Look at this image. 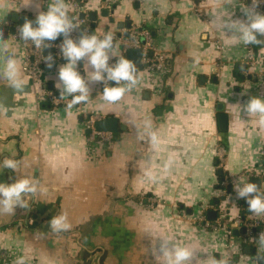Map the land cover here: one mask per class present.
<instances>
[{
	"label": "crops",
	"instance_id": "obj_1",
	"mask_svg": "<svg viewBox=\"0 0 264 264\" xmlns=\"http://www.w3.org/2000/svg\"><path fill=\"white\" fill-rule=\"evenodd\" d=\"M30 3L0 0V27L16 26L17 30L19 23L12 21L13 15L34 21L38 9ZM37 3L39 10L47 11L49 0ZM67 3L71 15L72 6L69 0ZM243 3L247 4L237 0V4ZM110 6L105 8L112 11ZM103 9L102 0H86L82 13H98L97 34L111 31L118 55L124 53V42L129 40L126 33L149 30L154 46L167 58L162 91L153 93L149 72L137 67L139 83L119 103H105L99 97L104 85L97 83L91 85L89 103L73 108L69 115L65 106L45 104L37 98L44 91L60 96L55 85L61 64L33 80L22 70V43L9 34L25 89L16 93L0 80V162L5 157L19 161V172L0 168V183L10 184L24 175L46 191L35 199L26 197L29 210L17 208L13 214L0 215V262L14 264L17 257L24 256L26 264H155L148 250L151 240L145 234L152 228L154 236L193 245L217 259L222 256L233 264H257L258 247H252L256 256L245 254V247L230 250L222 233L206 230L194 221L196 206L213 203L219 196V176L231 178L233 190L240 177L245 182H250L248 174L264 178V130L240 113V105L256 95L257 80L249 77L263 64L246 67L249 45H225L224 33L208 23L214 9L233 11V18L243 19L244 14L239 7L225 8L223 0H121L108 18L101 17ZM216 43L223 49L217 50ZM253 46L258 56H264L260 45ZM196 55L198 65L193 64ZM78 71L86 76L84 66H78ZM92 112L118 118L125 130L114 134L110 144L91 143L85 126ZM220 114L227 116L226 132L220 130ZM130 117L137 122L150 120L159 133L161 146L152 165L156 181L138 175L150 149L136 140L134 127L125 122ZM219 144L226 150L221 168L216 158ZM169 154L174 155L175 164L163 173ZM145 196L155 198L157 206H144ZM241 200L234 192L214 204L235 217L241 213ZM62 210L68 213L72 228L56 234L48 221ZM260 254L264 255V249ZM197 255L204 260L209 254L198 251Z\"/></svg>",
	"mask_w": 264,
	"mask_h": 264
},
{
	"label": "clouds",
	"instance_id": "obj_2",
	"mask_svg": "<svg viewBox=\"0 0 264 264\" xmlns=\"http://www.w3.org/2000/svg\"><path fill=\"white\" fill-rule=\"evenodd\" d=\"M34 3L38 9L35 21L26 19L23 25L17 28V32L20 40L26 44L31 42L35 49L51 48L52 44L46 41H56L58 37H64L59 49L60 55L67 62L58 67L55 87L60 92V100H64L66 96L71 97L65 104L66 113L71 115L73 108L89 103L93 84L103 83V92L99 97L110 105L119 103L138 85L139 74L136 64L124 55L117 54V44L114 42L115 37L111 31L100 36L97 32L89 34L88 30L84 29L79 38L74 39L71 33L79 29L80 25L77 19L70 15L67 0H49L47 11L39 10L37 0H31L30 4ZM223 3L227 9L239 7L245 17L233 18V11L227 13L220 9H214L209 14L208 23L217 30H221L226 37L223 43L231 46L242 42L246 46L260 45V49H264V13L258 10L264 4V0H251L250 4H237V0H223ZM3 35V31L0 30V55L3 56L0 80L6 81L14 92L23 93L25 81L20 74L16 53ZM113 57L118 59L114 64H110L109 61ZM43 59L49 68L53 67L54 57L51 53ZM81 61L84 62L86 76L78 71ZM199 63V56H193V64ZM110 82H115V86ZM240 106V113L243 112L250 118L247 122L264 130V96L253 95ZM125 122L130 127H134L136 140L147 143L150 149L138 175L147 180L156 181L157 177L153 173L152 165L161 146L158 131L148 119L137 122L130 117ZM174 164L175 157L169 154L167 160L163 162L162 172H170ZM0 168L19 172V161L5 157L0 162ZM45 191L46 189L38 181L24 175H19L13 183H0V215L13 214L17 208L29 210L30 204L26 197L30 195L35 199L38 194ZM234 192L237 199L246 200L249 213L256 217L264 216V185L258 186L256 183L245 182L243 177H240L239 181L234 182ZM48 226L56 234L69 232L72 228L68 213L63 210L48 221ZM145 234L151 240L148 250L154 257L155 264H229V261L222 256L217 259L211 253L201 251L193 245L174 241L171 237L164 235L154 236L152 228H147ZM255 243L259 252L257 264H260L264 262V255L260 254V250L264 249V232L259 234ZM198 251L208 253L207 259L201 260L197 255ZM14 264H26V258L19 256Z\"/></svg>",
	"mask_w": 264,
	"mask_h": 264
},
{
	"label": "built area",
	"instance_id": "obj_3",
	"mask_svg": "<svg viewBox=\"0 0 264 264\" xmlns=\"http://www.w3.org/2000/svg\"><path fill=\"white\" fill-rule=\"evenodd\" d=\"M72 6L71 16L75 17L80 25L79 29L74 30L71 33L72 38L78 39L80 33L87 29L88 33L91 34L92 28L89 25L87 17L81 19L82 9L86 0H69ZM247 4L251 3V0H244ZM107 5H111V0H107ZM83 4V6H82ZM260 12L264 13V4L258 9ZM86 13V12H84ZM87 14V13H86ZM143 37L145 42L142 43L140 38ZM14 40L21 42L25 50V58L23 61V72L32 78L33 80H39L43 74L48 72L49 68L44 61V50L45 49H35L31 42L27 44L20 40V36L16 30L13 35ZM64 37H58L56 41H46V43L52 44L51 49H54L55 56L54 61H58L63 57L60 55L59 45L62 43ZM123 52L126 53L129 49H139L142 51L143 57L141 60V66L143 69L147 70L150 74V88L153 93H161L164 83V74L167 67V58L161 53L153 44L152 36L149 30H137L133 29L130 33L129 40L124 42ZM217 50H222L223 47L220 43H216ZM113 62L112 64H114ZM258 63H262V69L255 75H250L256 78L257 87L255 90L256 95L264 96V56H258L253 45L247 47V54L244 58V64L248 68H256ZM111 84L113 82H110ZM59 95L54 92L44 91V93L37 95V98L42 103H50L56 107L65 106V104L71 99L67 97L64 100L59 99ZM79 106V105H78ZM104 117L96 113H89L86 121V130L89 131V141L91 143L99 142L102 144H110L114 139L113 133L98 132L95 129V123L97 121L103 120ZM226 150L224 147L218 145L216 149V158L219 162V167L224 165ZM246 176V175H245ZM248 180L253 178V174H248L246 176ZM232 184L231 178L225 179L221 183L219 192V197L227 196L226 189ZM148 200V202H145ZM242 201H245L243 199ZM144 206L148 208H154L157 205V200L152 196L142 199ZM216 212L217 217L215 221H210L208 218L209 212ZM194 221L202 226L206 230L217 231L225 236L226 244L228 249L233 250L237 248H244L247 246L257 247L255 240L258 239L259 234L264 232V217L251 219L250 217L243 218L241 214L235 217H230L229 210L227 208H220L213 203H207L201 206L198 215L195 217ZM34 221H29L33 224ZM238 232V235L235 234ZM0 264H9L5 262H0Z\"/></svg>",
	"mask_w": 264,
	"mask_h": 264
},
{
	"label": "water",
	"instance_id": "obj_4",
	"mask_svg": "<svg viewBox=\"0 0 264 264\" xmlns=\"http://www.w3.org/2000/svg\"><path fill=\"white\" fill-rule=\"evenodd\" d=\"M78 1H80V0H78ZM120 1L121 0H111V4H112V6H110V8L112 9V11H111L109 8L108 9L105 8L107 6V3H106L107 0H102V7L104 9L102 10V12L100 14L101 17L108 18L109 16L113 15L115 13V10L117 9L118 5L120 4ZM82 6H83V4H82ZM136 6H139L138 2L136 3ZM86 17H88L89 23L93 24L92 25L93 27H92L91 34L92 33H96L97 30L95 28H96L97 19H98V13L96 11H92V12H90L88 14H86V13H82L81 14V19H85ZM26 19L31 20V18L28 17V16H19V15H13L12 16V21L16 22L17 24L19 23L17 26L23 25V23L25 22ZM112 21H114L113 18H111V22ZM119 25H120V27H123V24H119ZM34 26H35V24H34ZM127 28H128V30L131 29V24L130 23L127 24ZM0 30L3 31V34H4L3 38L6 40L8 38V36H9V34L14 35L16 33V26L15 27H11V28L3 26V27H0ZM126 36L129 37L130 33L129 32L126 33ZM114 42L117 44L116 40ZM49 53H51L53 55V57L55 56L54 49L47 48L43 52L44 57L47 56ZM122 55H124L127 59H130L131 61H133L136 64V67H140L141 69H143L142 66H141V60H142V57H143V54H142L141 50H139V49H129L126 53H123ZM117 59H116V61H117ZM66 62L67 61L64 58H62V59H60L58 61H54L53 65L57 66L58 64H63V63H66ZM78 66H79V68L82 69L83 63H79ZM249 78H252V76H250ZM112 85L115 86V82H113ZM50 88H52V87L50 86ZM219 109L221 110V107ZM218 121H219L220 130L222 132H226L227 131V116L223 115V114H220L219 117H218ZM95 129L98 132L118 134L120 131L125 130V126L120 125V121H119L118 118H116V117H107V118H104L103 120L97 121L95 123ZM88 133H90V132L88 131ZM218 174L222 175L223 171L219 170ZM262 180L264 181V178L261 179L259 177H253V178L250 179V182L251 183H256L258 186H261ZM216 203L219 204V201H217ZM245 206L248 209V204L247 203H245ZM216 217H217L216 212H212L211 211V212L208 213V218H209L210 221L216 220ZM235 234L238 235V232L235 231ZM243 252L245 254H252L253 256L257 255V250L253 249L250 246L245 247ZM238 259H239L238 257L235 258V260H238ZM262 263H264V262H262Z\"/></svg>",
	"mask_w": 264,
	"mask_h": 264
},
{
	"label": "trees",
	"instance_id": "obj_5",
	"mask_svg": "<svg viewBox=\"0 0 264 264\" xmlns=\"http://www.w3.org/2000/svg\"><path fill=\"white\" fill-rule=\"evenodd\" d=\"M90 25V27L92 28L93 26V24H89ZM80 63H83V61H81ZM54 67V66H53ZM219 166V165H218ZM224 182V177L223 176H219V182H218V184H217V186H216V189H217V191H219L220 190V185H221V183H223ZM226 192H227V194L229 195H231V194H234V190H233V185L231 184V185H229L228 187H227V189H226ZM216 200H218V201H222V200H225V197H217L214 201H213V204H214V202H217ZM245 201H240L239 202V208L241 209V215L243 216V218H247V217H249L250 215H251V213H249L248 212V209L246 208V206H245ZM230 212L231 211H229V214H230ZM229 263L230 264H233L234 263V261L233 260H231V261H229Z\"/></svg>",
	"mask_w": 264,
	"mask_h": 264
},
{
	"label": "rangeland",
	"instance_id": "obj_6",
	"mask_svg": "<svg viewBox=\"0 0 264 264\" xmlns=\"http://www.w3.org/2000/svg\"><path fill=\"white\" fill-rule=\"evenodd\" d=\"M198 207H199V206H196V208H195V209H196L195 217L198 215L199 210H200V208L198 209Z\"/></svg>",
	"mask_w": 264,
	"mask_h": 264
}]
</instances>
